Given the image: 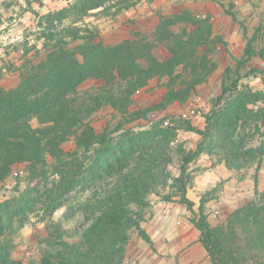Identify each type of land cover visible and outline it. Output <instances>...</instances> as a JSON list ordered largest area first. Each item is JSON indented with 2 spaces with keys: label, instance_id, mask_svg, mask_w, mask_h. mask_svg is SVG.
<instances>
[{
  "label": "trees",
  "instance_id": "16d2710c",
  "mask_svg": "<svg viewBox=\"0 0 264 264\" xmlns=\"http://www.w3.org/2000/svg\"><path fill=\"white\" fill-rule=\"evenodd\" d=\"M157 1L75 0L42 16L46 57L31 64L16 87L0 86V187L21 167L34 174L39 167H49V159L63 163L70 142L75 150L69 156L93 152L90 172L108 182L105 197L97 201L96 214L82 233L81 245L68 242L61 226L51 223L45 240L48 249L39 264H115V256L122 255L130 242L132 229L155 251L142 227L151 194L187 208L212 264H264V192L258 189V173L264 165V28L248 36L244 27L245 48L240 57L231 56L233 63L223 72L221 93L203 116L205 127H185L198 134L200 141L196 150L178 149L177 176L167 170L170 160L164 158L177 140L176 129L155 128L115 143L109 130L98 133L92 124V116L107 108L130 123L150 119L174 104H186L217 71L220 47L228 51L225 37L215 33L212 17L190 10L160 16L154 31L133 30L129 39L115 45L105 44L97 28L64 26L69 19L82 21L95 12L115 17L141 2ZM225 12L236 18L232 10ZM177 27L181 28L176 32ZM72 42L80 44L70 47ZM158 46L167 49L168 58L155 54ZM255 59L263 63V69L251 66ZM251 77H261L263 89L243 84ZM89 80L102 81L103 86L87 101H80L79 90ZM153 80L165 88L161 100L135 109V95ZM34 119L38 128L33 126ZM257 136L262 140L254 145ZM202 154L223 162L229 171L256 165L255 199L217 226L209 222L207 197L201 198L196 210L188 195L189 166ZM99 170L101 174L96 175ZM161 185L168 189L166 194L158 190ZM73 186L71 180L67 189ZM28 209L30 202L20 198L11 217L0 212V221L8 220L11 226L17 217L22 227ZM12 248L10 242H0V264H36L12 260Z\"/></svg>",
  "mask_w": 264,
  "mask_h": 264
},
{
  "label": "rangeland",
  "instance_id": "374dc122",
  "mask_svg": "<svg viewBox=\"0 0 264 264\" xmlns=\"http://www.w3.org/2000/svg\"><path fill=\"white\" fill-rule=\"evenodd\" d=\"M74 1L0 0L1 87L5 89L16 87L27 68L46 57L41 17L66 8ZM226 9L235 12L236 18L227 15ZM183 10H190L200 17L210 15L215 33L223 35L228 42V51L224 47L219 49L216 57L218 69L210 81L201 85L186 104H174L147 120L126 123L111 108L100 110L91 119L96 131L102 133L109 130L115 143L123 140L124 136L130 139L135 134L155 128L176 129L177 140L171 148L166 149L164 155V158L170 160L167 170L174 176L179 174L178 149L183 147L187 151L196 150L200 141L198 134L186 131L185 127L188 124L199 129L205 127L203 116L211 109L212 100L221 93L223 72L233 63L231 56L240 57L245 48L244 27L248 30V36L257 28H264V0H159L152 4L141 2L135 8L115 17H104L95 12L82 21L69 19L64 23V26L69 27L97 28L105 44L115 45L129 39L133 30L145 33L154 31L160 16L176 14ZM181 27L174 30L177 32ZM262 32L264 47V31ZM78 44L80 42H72L70 47ZM155 54L161 58L169 57L164 46H158ZM251 66L263 69V63L259 59H255ZM243 84L254 90L263 89L261 77L244 79ZM102 86V81H87L80 88L78 99L87 101ZM164 90L162 82L159 85L157 80H153L148 88L135 95V109L157 104ZM32 123L35 128L39 127L36 119ZM260 140H262L260 136H257L254 145H258ZM74 150L75 144L70 142L65 146L68 156L63 163L49 159V167H39L34 174L21 167L0 187V205H4L0 212L9 214L6 217L13 215L20 198L30 202L27 220L22 227H19L17 217L13 219L11 226L8 220L0 221V242L7 241L12 244V260L39 264L42 252L48 249L45 240L51 223L61 226L68 242L81 245L82 233L96 214L97 201L105 197L108 182L91 174L90 168L95 160L93 152L69 156ZM188 172L192 178L188 189L189 198L196 203L195 209L198 210L201 198L207 197L206 212L212 226L224 223L232 212L256 197L254 183L256 165L240 171H229L223 162L219 163L216 158L202 154L190 164ZM100 174L101 170L96 172V175ZM216 174L219 179H215ZM258 179V189L264 192V165L258 173ZM71 180L74 181V186L67 189ZM158 190L162 194L168 192L163 185ZM148 200L149 207L145 210L142 227L149 228L154 221L168 222L167 241L173 243L172 248L180 246L178 245L180 240L187 236L193 239L192 231L195 227L189 221L192 215L186 207L175 202H165L155 194L149 195ZM188 247L184 246L183 250ZM182 259L183 262L186 261V258ZM180 261L179 254L164 256L157 254L140 238L135 229L130 231V242L125 252L115 256V264H180Z\"/></svg>",
  "mask_w": 264,
  "mask_h": 264
},
{
  "label": "crops",
  "instance_id": "0c3cea01",
  "mask_svg": "<svg viewBox=\"0 0 264 264\" xmlns=\"http://www.w3.org/2000/svg\"><path fill=\"white\" fill-rule=\"evenodd\" d=\"M215 179H219L218 174L215 175ZM145 230L153 240L156 253L160 256L168 254H179L181 256L180 264H212L207 251L199 242L200 232L196 228H193L192 234L194 235V237L192 240L187 236L186 238L180 240L178 244L180 246L174 248H172L173 243H168L167 241L169 236L168 222L163 220H160L158 222L154 221L152 223V226L146 228ZM184 246L189 247L183 250ZM182 250L183 252H181ZM182 257L186 258L185 262H183Z\"/></svg>",
  "mask_w": 264,
  "mask_h": 264
}]
</instances>
